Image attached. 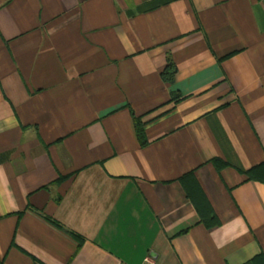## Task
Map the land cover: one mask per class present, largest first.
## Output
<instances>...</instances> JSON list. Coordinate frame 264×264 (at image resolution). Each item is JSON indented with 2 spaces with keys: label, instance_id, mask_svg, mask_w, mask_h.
<instances>
[{
  "label": "crops",
  "instance_id": "0c3cea01",
  "mask_svg": "<svg viewBox=\"0 0 264 264\" xmlns=\"http://www.w3.org/2000/svg\"><path fill=\"white\" fill-rule=\"evenodd\" d=\"M156 1L0 0L5 264L264 253V182L242 172L264 162V0ZM189 173L220 225L199 223Z\"/></svg>",
  "mask_w": 264,
  "mask_h": 264
},
{
  "label": "trees",
  "instance_id": "16d2710c",
  "mask_svg": "<svg viewBox=\"0 0 264 264\" xmlns=\"http://www.w3.org/2000/svg\"><path fill=\"white\" fill-rule=\"evenodd\" d=\"M171 1L174 0H157L152 4L151 9L156 8L160 5H164ZM176 72H177V68L175 64L171 60H169V64L166 66V68L161 74L163 81L172 85L175 80ZM177 99L178 98L176 97V94H173L172 100L177 101ZM132 116H133V121H134L135 131L138 141L141 146H145L147 144V139L145 137L144 123L141 121V117L136 116L134 112H132ZM212 162L217 167V169H221L222 167L227 165L225 162L217 158L212 160ZM242 172L250 180H257L264 182V162L259 166L251 168L248 171L242 170ZM63 179L64 177H61L57 182L60 183ZM180 181L185 187L188 197L192 200V202L196 206V209L199 214V223H203L207 228H212L220 225V221L218 219L217 214L213 211L203 191L196 183L193 173H189L183 176L180 179ZM0 264H5V261L3 258H1V256H0ZM248 264H264V253L255 257Z\"/></svg>",
  "mask_w": 264,
  "mask_h": 264
}]
</instances>
